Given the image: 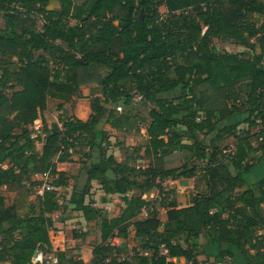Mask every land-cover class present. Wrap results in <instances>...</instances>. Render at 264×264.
Instances as JSON below:
<instances>
[{
  "label": "trees",
  "instance_id": "obj_1",
  "mask_svg": "<svg viewBox=\"0 0 264 264\" xmlns=\"http://www.w3.org/2000/svg\"><path fill=\"white\" fill-rule=\"evenodd\" d=\"M0 15V55L17 62L0 68V264H31L37 248L56 240L64 246L57 256L67 264H84L74 260L84 247L90 264H178L181 258L206 264L197 260L209 257L200 250L201 237L214 264H238V256L244 264H264V177L238 191L254 166L249 156L264 154V0H0ZM214 39L246 51L220 53ZM244 80L241 98L237 86ZM89 84L98 85L102 99L89 100L83 122L65 104ZM132 93L140 97L136 107ZM48 101L59 102L49 126ZM36 120L40 133L32 138ZM111 130L118 141L111 142ZM228 138L235 145L224 154L216 143ZM127 139L130 152L125 148L127 157L117 161L110 149ZM35 140L42 141L40 153ZM178 151L190 162L165 168L164 158ZM141 158L149 159L146 167L135 165ZM61 163L81 167L69 177L57 169ZM40 175L50 176L55 189L30 202L41 185L32 178ZM179 179H195L185 207L162 185L175 188ZM70 180L62 199L58 189ZM92 182L104 195L120 197L116 216L94 207ZM151 190L162 197L147 201ZM4 194L20 199L8 207ZM68 210L98 223L93 244L76 228L51 234V214ZM131 231L132 259L122 255ZM114 238L124 242L114 245Z\"/></svg>",
  "mask_w": 264,
  "mask_h": 264
},
{
  "label": "rangeland",
  "instance_id": "obj_2",
  "mask_svg": "<svg viewBox=\"0 0 264 264\" xmlns=\"http://www.w3.org/2000/svg\"><path fill=\"white\" fill-rule=\"evenodd\" d=\"M159 11H160V15H161L162 19H165V18L168 17L167 12L164 10V8L160 7ZM254 21L258 25V24H260L261 18H254ZM1 27H3V21H2L1 15H0V28ZM41 27H42V23L40 21H37L36 22V28L40 30ZM250 41L253 42L254 40L251 39ZM212 46L215 47V49L218 52H220V53H236V54H239V53H244L246 51L244 48L236 46L230 41H223L221 39H214L212 41ZM256 49H257V47H256ZM3 66H9L11 69H14V68L17 67V62H16V60L14 58L9 57L8 55H0V68L3 67ZM84 86H85L84 88L83 87H78L76 94L70 99L68 104H65V107H66L67 111L70 112V110H72L71 104L73 106L74 102L76 103L78 101L79 103H81V105H84V103H85L84 100L85 99L88 100V103H89V100L92 97H94V96H97V97H99L101 99V94H100L99 87H98L97 84H95V90L96 91H94V92H92V90L90 88L88 89L87 85H84ZM132 94L134 95V98L132 99V102H133L132 106L136 107L140 98L137 97L134 93H132ZM79 99L80 100L83 99V101H79ZM57 105H59V102H57V101H48L47 107H48L49 110L48 109L47 110L49 111V115L50 114L52 116H55V115L57 116L58 115V113L55 112ZM118 107L120 108V110L117 111V112H121L123 110V107H121V106H118ZM128 108L129 107H127L126 109H128ZM51 117L49 116V118L46 121H49ZM229 121H230V123H233L235 121V119L232 118ZM47 124H48V122H47ZM142 128L143 127L140 128L139 138H138L140 143H142L145 140V138L143 136V133H144L143 131L144 130ZM31 129L33 130V125L31 126ZM239 129H241V131L245 130L246 129V125L242 124V126H239ZM257 130L258 129H252L250 131V133L256 135L257 134ZM38 134H39V132L38 133H34L32 135V138H36ZM144 135H145V133H144ZM111 137H112V141H115V140L118 141L120 135L117 132H112ZM254 137L252 138V140L255 139ZM226 140L222 141L221 145H219V147L222 149L224 154L229 152L230 150H233L234 149V145H235V141L232 138H228ZM253 142H255V141H253ZM126 143H128L127 146H126ZM132 143L133 142L130 141V140L128 142L124 141V145L121 146L120 148H118L120 154H117V156H116L117 159H119L120 157L121 158L127 157V154L125 153V148H127V150L130 152L129 149L131 148ZM34 145H35V149H37V151H40L41 150L42 141H36L35 140ZM184 155H187V154H184ZM263 155L264 154H261L260 152H257L256 154H252V155L249 156V159H248L247 163L255 165L257 163V161H259V156L263 157ZM170 162H171L172 167H174V166H177L180 163L182 164V159H181V157H179L178 159H176V160L173 159ZM65 165L67 167L66 169L68 170L67 171V175L68 176L71 177L73 175L72 174L73 171H74V173L77 172V165L76 164L68 163V164H65ZM133 165H134V163H133ZM135 165L136 166H146L147 163H143V162L140 163V162L137 161L135 163ZM261 165L264 168V158H263V162H262ZM167 183L168 182H165L162 185L166 188V190H168V191L172 190L173 194H172L171 197L173 199H184L181 202H185V205L187 206L189 204V202H190L191 194L193 193V188H194V185H195V181H193V182H190V181L188 182L187 181L186 183H182L180 185L181 190H179V191L177 189L178 188V184L174 188V187H172L171 185H169ZM70 185H72V183H70ZM70 187H68V188L63 187V188L58 189V194L60 195V197L62 199H66V197H68V194L70 192ZM97 190H98L97 184L94 183L93 186H92V189H91V196L93 198L99 200L101 198L100 197L101 194H99L97 192ZM199 190H203V187H199ZM4 196H5V199H6L5 200V204L8 207L11 206L15 201L20 199L17 196H15L14 194H4ZM145 196L150 201H155V200L161 198L162 194L160 195L157 190H151ZM32 198H34V194H33V196H30L28 199H32ZM62 199H60V200L62 201ZM117 203L118 202H116V204ZM116 204H115V206L114 205L110 206V207L101 206L99 208L104 209V211L106 212V217L111 218L112 215L114 213H116V208H115ZM99 206H100V203H99ZM59 213H60V211L51 214V217L54 218L55 222H57V219L60 218V217H58ZM66 214L70 216L69 217L70 221H67L68 223H65L63 221V222H61V224H59V225L57 224L56 228L52 227V229H54L56 231H57L58 228L63 230L64 228L61 227L62 224L64 225V227H67L68 229H74V228L80 229V230H81V228L85 229V232L87 233V237H86V241H85L86 245L89 246V245L93 244L94 237H95V231L97 229L98 223H90V224H86V225L81 226V224H80L81 222H79V220H78L80 218L77 215L78 213L72 214L71 211H70V212H67ZM199 240L200 241H202V240L204 241V239L202 237ZM134 246H135V240L133 239V237H128L127 241L122 245V247H125V251H122L123 257H128V258L132 259V254H133L132 253V249H133ZM85 248L86 247H84V248H82L80 250L81 252L83 251V253H82L83 256L85 254H87V253H85ZM86 249H88V248H86ZM88 250H90V249H88ZM207 252H209L208 253L209 254L208 259H206L205 256L203 255V256H198L197 260L198 261L205 260L206 264H214L213 263V258H212V250L209 249V250H207ZM82 254H80V252H79L77 254V256L82 257L81 256ZM239 257L240 256H238V260H237L238 264H244L243 259L241 257L240 258ZM177 263L178 264H184L185 260L184 259H179V260H177ZM225 263L231 264V260L230 259H225Z\"/></svg>",
  "mask_w": 264,
  "mask_h": 264
},
{
  "label": "crops",
  "instance_id": "obj_3",
  "mask_svg": "<svg viewBox=\"0 0 264 264\" xmlns=\"http://www.w3.org/2000/svg\"><path fill=\"white\" fill-rule=\"evenodd\" d=\"M80 87H85L84 85H82V86H80ZM87 88L89 89H91L92 90V92H94V91H96L95 90V84H89V85H87ZM237 89H238V91H239V94H240V97L241 98H244L245 97V93H246V91H247V81H242V82H240L239 84H238V86H237ZM75 98V97H74ZM101 99H102V96H101ZM79 101H83V99L82 100H80L79 99ZM84 105H81V103H79L78 101L75 103L74 102V104H73V106H72V104H71V108H72V110H70V115H72L73 117H75V118H77L78 120H80V121H86L88 118H89V116H90V109H89V103H88V100L87 99H85L84 100ZM47 109H48V107H47ZM49 110V109H48ZM49 112V111H48ZM55 112L56 113H58L59 114V111L58 110H55ZM53 114V113H52ZM52 115L50 114V117H51ZM54 117V118H53ZM57 117H58V115L56 116H52L51 118H50V120L49 121H46V123L48 122V126L50 125V124H52V123H54V122H56L57 121ZM235 118V120H238L239 119V117L237 116V117H234ZM36 121H39L40 123H41V121L40 120H36ZM144 126L145 125H140V128L141 127H143L142 129L144 130L143 132L145 133V129H144ZM240 126H242V125H240ZM111 133L110 134H112V132H115L114 130H111L110 131ZM40 133V132H39ZM144 133H143V136H144V138H145V140L143 141V142H145L146 141V139H147V137H146V135H144ZM212 138V136H207V138H205V140H207V142H208V139H211ZM130 139H127L126 141L128 142ZM130 141H132V140H130ZM225 141V140H224ZM227 141V140H226ZM111 142H115V141H112V138H111ZM184 143H186V144H188V142L187 141H185ZM221 143L222 142H217L216 143V145L219 147V145H221ZM127 144L128 143H126V146H127ZM41 147H42V145H41ZM220 148V147H219ZM221 149V148H220ZM36 151H37V149H36ZM41 151V150H40ZM40 151H37L38 153H40ZM110 153L115 157V159L117 160V161H121L122 160V158L120 157L119 159H117V154H120V152H119V150H118V148L117 147H113V148H111L110 149ZM184 154H187V155H184ZM141 156H142V153L140 154ZM189 154L187 153V152H184V151H178V152H173L172 154H170V155H168V156H166L165 158H164V166H165V168H176V167H179V166H181L182 164H184V163H188V162H190V159H188L189 158V156H188ZM119 156V155H118ZM143 157V156H142ZM179 157H181V159H182V164L180 163V164H178L177 166H174V167H172V165H171V160H173V159H178ZM263 158H264V155H263V157H260V159H259V161H257V163L252 167V169L248 172V173H246V174H244L243 175V180H244V182H245V184H244V186H242V188H240V189H238V191H244V190H246L247 188H248V185H250V184H252V183H255V182H257L258 180H260L261 178H263L264 177V168L262 167V162H263ZM74 160H76L77 159V156H75L74 158H73ZM138 162H143V163H147V165L149 164V159H147V158H141V159H139V160H137ZM65 164H68V163H61V164H57V169L58 170H61V171H64L65 173H66V175H67V167H66V165ZM70 164H76L77 165V172L76 173H74V171L72 172V176L71 177H73V176H76L77 175V173H78V171H79V169H80V164H78V163H70ZM129 165L130 166H134L133 165V163L132 162H129ZM146 165V166H147ZM146 166H141V167H146ZM72 169V168H71ZM75 170V169H74ZM68 176V175H67ZM49 177L50 176H48V175H40V176H34L32 179L33 180H35V181H39L40 183H41V185L40 186H38L37 188H35L34 189V198H35V196H37L38 195V193H39V190L41 189V187L44 185V184H46V183H49ZM70 177V176H69ZM193 182V181H195V179H179L178 181H177V184H178V191L179 190H181V188H180V185L182 184V183H186V182ZM70 183H72L73 184V180H71V181H69V186L68 187H70V186H72V185H70ZM97 184L96 182H92L91 183V185L93 186V184ZM68 187H66V188H68ZM97 187H98V190H97V192L99 193V194H101L100 195V199L99 200H97V199H95V198H93L92 196H91V198L94 200V207H97V208H99V207H101V206H107V207H110V206H115V204H116V202H118L117 204H116V213H114L113 215H112V217H114V216H116L117 214H118V212H119V210L123 207V203H122V201H121V199H120V197L118 196V195H104L103 194V192L100 190V188H99V186H98V184H97ZM70 189H71V187H70ZM92 189V188H91ZM70 193V192H69ZM90 194H91V191H90ZM31 196H33V194L31 195ZM68 196H69V194H68ZM34 198H32V199H28V201H34ZM68 197H66V199H67ZM102 199H105V202H103V200ZM146 200L147 201H150L149 199H147L146 198ZM184 199H175V201L177 202V204H178V206H180V207H185L186 205H185V202H181V201H183ZM99 203H100V206H99ZM67 212H70V210H68V211H66V212H60L59 213V216L58 217H60V218H58L57 219V222H55L54 221V218L53 217H51V219H52V223H53V227L54 228H56V226H57V224L59 225V224H61V222H65V223H68L67 221H70V219H69V215H67L66 213ZM71 213L72 214H75V213H77V212H73V211H71ZM80 218L78 219L79 220V222H81L80 224H81V226H83V225H86V224H90V223H87L86 221H84V219H83V217L81 216V214L80 213H78L77 214ZM160 219H162V220H165V214L164 213H160ZM66 218V219H65ZM70 223V222H69ZM62 228H64L63 230H66V229H68L67 227H64V225L62 224V226H61ZM63 230H61V229H57V231L56 230H54V229H52L51 230V234L52 235H54V236H59L61 233H62V231ZM81 230L82 231H84L85 232V229H82L81 228ZM133 232L131 231L130 232V234H129V237H133ZM124 241L123 240H121V239H119V238H114L113 240H112V244H114V245H120V244H122ZM198 243H199V246H200V250H202L203 251V253L204 252H206L207 250H209V242L208 241H198ZM50 247H51V249L53 250V251H55L56 253H58V252H62V251H64V246H63V243L61 242V241H59V240H56V241H52L51 242V245H50ZM83 253V251L81 252L80 251V254H82ZM85 253H87V254H85L84 256H83V254L81 255L82 257H81V259L83 260V262L84 263H87L88 261H90V259H91V251L90 250H88V249H86L85 248ZM204 255V254H203ZM84 258V259H83ZM182 259V258H181ZM173 261H175V260H173Z\"/></svg>",
  "mask_w": 264,
  "mask_h": 264
},
{
  "label": "built area",
  "instance_id": "obj_4",
  "mask_svg": "<svg viewBox=\"0 0 264 264\" xmlns=\"http://www.w3.org/2000/svg\"><path fill=\"white\" fill-rule=\"evenodd\" d=\"M140 98V97H139ZM120 108H117V111H119ZM37 123V124H36ZM41 128V124L38 121H34L33 123V132L38 133ZM55 188L50 185V183L44 184L41 189L39 190L38 195L41 196L43 190H54ZM165 251L162 249L160 254L165 255ZM146 255V254H144ZM81 257H75L74 260H80ZM82 260V259H81ZM83 261V260H82ZM84 263V262H83ZM31 264H67L60 262L57 253L51 249V247L42 246L40 248H37L34 251V255L31 258ZM74 264V263H70ZM84 264H90V261Z\"/></svg>",
  "mask_w": 264,
  "mask_h": 264
},
{
  "label": "water",
  "instance_id": "obj_5",
  "mask_svg": "<svg viewBox=\"0 0 264 264\" xmlns=\"http://www.w3.org/2000/svg\"><path fill=\"white\" fill-rule=\"evenodd\" d=\"M139 18L142 19V11H140V13H139ZM33 255H34V253H33Z\"/></svg>",
  "mask_w": 264,
  "mask_h": 264
}]
</instances>
